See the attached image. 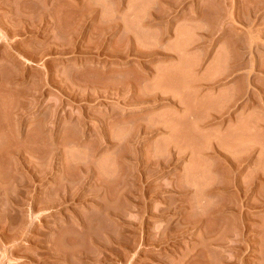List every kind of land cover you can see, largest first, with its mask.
Segmentation results:
<instances>
[{"label": "rangeland", "instance_id": "obj_1", "mask_svg": "<svg viewBox=\"0 0 264 264\" xmlns=\"http://www.w3.org/2000/svg\"><path fill=\"white\" fill-rule=\"evenodd\" d=\"M0 264H264V0H0Z\"/></svg>", "mask_w": 264, "mask_h": 264}, {"label": "bare ground", "instance_id": "obj_2", "mask_svg": "<svg viewBox=\"0 0 264 264\" xmlns=\"http://www.w3.org/2000/svg\"><path fill=\"white\" fill-rule=\"evenodd\" d=\"M158 98H160V97H158ZM161 98H162V97H161ZM152 99H153V98H152ZM154 99H155V97H154ZM139 125H140V123H139ZM140 126H141V125H140ZM145 127H146V126H145ZM138 128H139V127H138ZM146 128H147V131H146L145 133H147V132L150 131V129H148V127H146ZM149 128H151V127H149ZM157 128H159V127H157ZM151 130H152V129H151ZM152 131H153V130H152ZM142 132H143V129H142ZM142 132H141V134H142ZM137 133H138V131H137ZM143 134H144V133H143ZM148 134H149V133H148ZM49 135H50V134H49ZM135 135H136V134H135ZM137 135H138V134H137ZM137 135H136V136H137ZM139 137H140V136H139ZM137 139H138V138H137ZM36 176H37V175H36ZM237 177H238V176H237ZM234 178H236V176H235ZM238 178H239V177H238ZM63 186H64V185H63ZM60 188H61V187H60ZM238 189H239V188H238ZM242 190L244 191V189L241 188V189H240V192H241ZM64 192H65V191H64ZM237 192H239V191H237ZM45 194H46V193H45ZM65 195H66V194H65ZM47 196H49V195H47ZM61 196H62V194H61ZM61 196H60V198H61ZM49 197H50V196H49ZM62 197H63V196H62ZM66 197H67V196H66ZM51 199H52V198H51ZM46 200H47V199H46ZM59 200H60V199H59ZM65 200H66V198H65V196H64L60 201H62V202L64 203V202H66ZM57 201H58V200H57ZM60 201H59V202H60ZM35 202H36V201H35ZM51 202H52V201H51ZM51 202L46 201V204H50V205H51ZM62 202H61V203H62ZM54 203H55V202H53V204H54ZM44 204H45V203H44ZM53 204H52V205H53ZM55 204H56V203H55ZM59 204H60V203H59ZM53 206H55V205H53ZM58 206H59V205H58ZM77 217H78V216H77ZM62 218H63V217H62ZM81 219H82V218H81ZM80 221H81V220H80ZM84 221H85V220H84ZM84 223H85V222H84ZM79 225H81V224H79ZM82 225H83V224H82ZM87 227H88V226H87ZM88 229H89V227H88ZM89 230H90V229H89ZM74 236H75V235H74ZM73 238H74V237H73ZM47 246H48V245H47ZM59 252H60V251H59ZM99 252H100V251H99ZM82 253H83V252H82ZM84 254H85V253H84ZM81 255H82V254H81ZM81 255L79 256L80 259H81V262H82L83 260H84V262H85V261H90V260H91V259L87 260V258H86V260H85V259H83V256H84V255H83V256H81ZM59 256H60V255H59ZM85 256H86V257H89V256H87V254H86ZM77 257H78V256H77ZM79 257H78V258H79ZM84 258H85V257H84ZM75 259H76V258H75ZM91 261H92V260H91ZM93 261H94V260H93Z\"/></svg>", "mask_w": 264, "mask_h": 264}]
</instances>
